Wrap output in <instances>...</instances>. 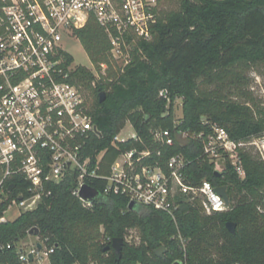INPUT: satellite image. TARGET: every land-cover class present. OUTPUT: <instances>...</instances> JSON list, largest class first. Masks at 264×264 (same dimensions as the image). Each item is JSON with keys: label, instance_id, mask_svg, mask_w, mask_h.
<instances>
[{"label": "trees", "instance_id": "16d2710c", "mask_svg": "<svg viewBox=\"0 0 264 264\" xmlns=\"http://www.w3.org/2000/svg\"><path fill=\"white\" fill-rule=\"evenodd\" d=\"M164 4L153 38L137 41L124 72L115 68L108 34L96 21L76 30L96 69L108 65L100 79L82 66L72 74L71 81L93 96L89 112L101 133L92 136L84 156L95 164L106 151L101 172L107 174L116 158L131 149H150L153 157L147 163L159 161L161 166L181 155L191 162L186 169L191 184L207 180L215 187H227L229 209L206 215L199 204L180 197L175 219L140 205L130 210L125 197L105 195L106 182L99 179L90 182L98 196L86 209L73 194L75 178L69 177L49 185L50 195L35 210L0 223L1 264H26L20 254L29 236L42 241L37 245L41 249H54L49 264H264V160L244 147L240 156L245 177L229 161L218 177L202 142L192 137L210 133L211 125L227 130L236 142L264 135V108L231 98L241 96L245 72L264 65V0H167ZM65 56L68 63L74 62L70 54ZM103 91L107 95L101 103ZM179 99L182 118L177 121L174 106ZM127 123L142 141L113 146ZM156 130H170L174 145L156 140ZM10 186L9 196L0 203V217L21 196H30V184L23 178L10 180ZM229 222L236 224L235 233L227 228ZM35 228L39 235L29 234ZM132 229L140 235L136 244L127 240ZM114 238L124 241L120 257L112 248ZM162 247L165 253L157 255Z\"/></svg>", "mask_w": 264, "mask_h": 264}, {"label": "built area", "instance_id": "2783aa9c", "mask_svg": "<svg viewBox=\"0 0 264 264\" xmlns=\"http://www.w3.org/2000/svg\"><path fill=\"white\" fill-rule=\"evenodd\" d=\"M165 1L0 0V203L10 194V180L21 177L30 184V196L14 201L0 217V223L8 221L6 214L14 206L19 215L35 210L42 198L50 195L49 185L69 177L75 178L73 194L86 209H91L95 200L83 199L81 190L85 185L91 187L95 179L106 182L105 195L125 197L128 207L135 203L163 211L174 219L180 197L199 204L206 215L229 209L211 182L191 184L187 180L186 169L191 162L181 155L161 166L159 161L147 163L153 157L150 149H131L116 158L107 174L101 172L106 151L99 154L95 164L84 156L92 136L101 133L84 92L71 81L77 67L74 62L68 63L63 40L77 38L76 30L96 21L108 34L115 68L124 72L132 62L137 41L153 38ZM107 68L103 63L100 71L95 66L89 70L100 79ZM153 134L164 145L175 143L170 130H156ZM187 136L183 133L184 138ZM192 137L202 142L203 153L215 164V172L224 173L229 161L236 173L245 177L240 150L247 143L234 141L218 125H211L208 134L195 133ZM130 140L142 141L135 131L131 138L119 139L117 135L112 145L119 147ZM3 248L0 246V250ZM41 251L38 246L29 253L24 251L20 261L32 262L30 254L33 261L41 259ZM53 252L54 249H45L44 256L48 259Z\"/></svg>", "mask_w": 264, "mask_h": 264}, {"label": "rangeland", "instance_id": "374dc122", "mask_svg": "<svg viewBox=\"0 0 264 264\" xmlns=\"http://www.w3.org/2000/svg\"><path fill=\"white\" fill-rule=\"evenodd\" d=\"M62 46L64 50H66L74 59V64L76 67H85L93 70L94 65L88 56L87 52L83 48L82 44L77 38H65L62 42ZM246 80L241 84L242 92H240L241 96L235 97L231 96L232 99L236 101H240L241 103H247L248 105H258L264 108V65L256 66L252 69H249L245 72ZM210 89L214 88V85H210ZM86 100L88 105L90 106L92 103L93 96L91 93H86ZM174 116L175 119L182 118V101L177 100L174 106ZM135 134V130L130 123H127L124 129L118 134L119 139L131 138ZM246 148L258 153L261 158L264 160V135L262 137H257L251 139L247 142ZM221 164V163H220ZM2 176V172L0 171V178ZM19 217V209L17 207H12L9 212L6 214V218L8 221H14ZM139 232L136 229H132L129 231L127 235V240L130 243H138L139 242ZM38 244H42V241L34 236H29L25 238L22 242V248L26 253H29L32 249H34ZM45 249L42 248L40 256L41 259L35 258L34 261L29 264H49L48 259L44 256Z\"/></svg>", "mask_w": 264, "mask_h": 264}, {"label": "water", "instance_id": "95a60500", "mask_svg": "<svg viewBox=\"0 0 264 264\" xmlns=\"http://www.w3.org/2000/svg\"><path fill=\"white\" fill-rule=\"evenodd\" d=\"M106 95H107L106 92H104V91L100 92L99 99H100L101 103L105 101ZM215 175L218 176V177H222L223 173L215 172ZM216 192L219 195H221L225 199L226 203L229 205L230 199H229V196L227 194V187H225V186L218 187V188H216ZM97 195H98V193L94 189H92L91 187H89L87 185H85L82 188V190H81V197L83 199H90V200L94 201L96 199ZM19 199L22 200V197H20ZM134 207H135V203H131L129 205V209L130 210H132ZM227 228L229 229V231L231 233H235L236 224L233 223V222H229V223H227ZM29 234H31V235L35 234L37 236V235H39V230L37 228L32 229L29 232ZM123 245H124V241L121 238H114L112 240V248L114 249L115 254H116L117 257L121 256ZM38 247H39V249H41V245H39ZM22 252H24V251H22ZM164 253H165V248L164 247H162L161 249H158L156 251L157 255H163ZM29 258H30V261H33V256L31 254L29 255ZM174 264H181V263L180 262H176Z\"/></svg>", "mask_w": 264, "mask_h": 264}, {"label": "crops", "instance_id": "0c3cea01", "mask_svg": "<svg viewBox=\"0 0 264 264\" xmlns=\"http://www.w3.org/2000/svg\"><path fill=\"white\" fill-rule=\"evenodd\" d=\"M20 216V215H19Z\"/></svg>", "mask_w": 264, "mask_h": 264}]
</instances>
